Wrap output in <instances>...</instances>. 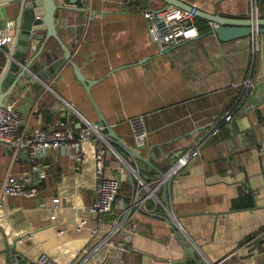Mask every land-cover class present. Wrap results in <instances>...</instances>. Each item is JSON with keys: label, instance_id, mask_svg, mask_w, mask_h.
<instances>
[{"label": "crops", "instance_id": "obj_1", "mask_svg": "<svg viewBox=\"0 0 264 264\" xmlns=\"http://www.w3.org/2000/svg\"><path fill=\"white\" fill-rule=\"evenodd\" d=\"M181 1L222 17H250V0ZM56 3L83 10L81 33L60 36L69 41L65 50L50 39L44 49L66 54L64 64L43 82L19 79L4 103L13 105L25 130L47 129L57 120L77 130L82 126L77 114L97 125L118 156L105 157L104 171L119 180L120 195L100 220L85 215L81 207L94 197L91 159L77 174L73 149L45 151L39 172L29 177L37 195L6 197L0 207V264H6L4 241L11 245L25 233L31 238L16 249L27 263L35 264L45 252L58 264H76L92 241L81 233L56 236L57 225L47 221L49 199L57 196L79 209L90 226L98 225L101 237L119 210L116 203L137 183L127 170L132 168L152 188L151 182L188 151L185 166L167 182L170 212L148 200L146 209L136 212L127 229L101 250L113 263L109 259L101 264H264V160L257 152L264 143V34L257 35L255 52L251 37L220 41L210 33L212 25L196 18L198 37L164 53L150 41L142 15L146 9L167 6L160 0ZM18 6L17 1L0 0L1 26L7 20L14 23ZM257 6L258 17L264 18V2L257 0ZM13 33L14 26L0 35V74ZM249 74L250 95L233 118L209 135ZM137 115L147 131L142 147L135 146L128 124ZM99 143L92 139L82 149L91 157ZM24 152L0 146V184L21 179L28 168ZM161 194L162 187L155 191L159 200ZM60 213L70 216L68 209ZM117 243L127 250L116 249Z\"/></svg>", "mask_w": 264, "mask_h": 264}, {"label": "built area", "instance_id": "obj_2", "mask_svg": "<svg viewBox=\"0 0 264 264\" xmlns=\"http://www.w3.org/2000/svg\"><path fill=\"white\" fill-rule=\"evenodd\" d=\"M142 15L147 23L150 41L157 44L160 51L175 46L180 42L193 40L199 35L195 23V15L180 8L165 6L160 9H146ZM250 18H258L257 0H250ZM13 26L12 20L5 21L2 26L0 25V35L12 29ZM251 38L255 42L254 50L256 52L257 35H252ZM252 88V74H249L241 84L239 93L229 108L211 126L209 135L235 116L241 103L250 95ZM77 116L82 122V126L77 130L73 129L64 120L55 121L53 126L47 129L35 128L25 130L21 128L20 118L12 104L3 103L0 106V146L13 148L14 150L22 149L26 153L28 163L27 170L21 173V179L9 178L0 184V207L6 197L23 196L29 198L36 196L38 192L37 185L35 182H30L29 177L31 174L39 172V162L45 151L71 148L74 151L75 165L73 166V171L75 173L80 174L82 172V168L88 158L91 159L93 164L92 172L94 180L91 183V187L94 197L90 203L81 207V211L85 215L95 217L96 220H100L103 216L111 213L113 207H115L114 203L118 195L120 183L116 177L105 175L104 164L106 156H118L107 143L97 125L90 123L78 114ZM128 124L135 146L142 147L147 135L143 117L140 115L133 116L128 119ZM92 139H98L100 143L95 146L92 156L88 157L82 149V144ZM257 152L260 158L264 160V143L258 145ZM190 153L191 151H188L175 159L165 173L160 175L159 179L151 182L153 184L152 188L148 187L132 168L127 170L129 174L136 177L137 183L135 187L131 185V192L127 197L123 196L118 200L116 206H118L119 210L115 214V217L110 220L107 229L104 230L105 232L101 237H98V225L90 226L85 216L78 215L79 209L66 206L64 201L57 196L51 197L47 205V221L49 225L51 223L57 225L55 235L59 237L67 232L81 233L92 241L91 247L82 253L76 264H101V260L110 261L109 259L113 263V257L109 253H102L101 250L105 246L112 244L115 235L127 229L136 212L146 209L145 203L148 200L152 199L156 206L164 208L161 200L155 196V191L161 187L163 182L167 184L172 176L185 166ZM143 186L146 187L145 193H141ZM63 209H68L70 213L69 217L61 215L60 211ZM30 238L31 235L29 233L16 238L14 240L15 249L16 244H20L24 239ZM116 249L127 250L120 243L116 244ZM100 253L102 258L98 259L97 256ZM35 264L58 263L47 253L41 252L38 254Z\"/></svg>", "mask_w": 264, "mask_h": 264}, {"label": "water", "instance_id": "obj_3", "mask_svg": "<svg viewBox=\"0 0 264 264\" xmlns=\"http://www.w3.org/2000/svg\"><path fill=\"white\" fill-rule=\"evenodd\" d=\"M19 3L17 14L14 18L13 45L7 53L5 67L0 74V106L4 99L14 88L19 79H26L29 84L42 81L45 77H52L67 59L66 54L60 56L51 49H44L52 39L58 46L65 50L64 41L60 36L65 34L72 38L81 33L83 25V10L65 7L57 4L56 0H12ZM76 0H69L74 4ZM167 6L180 8L191 12L196 18L207 21L212 25L211 34H215L220 41H230L242 37L264 34V18L233 19L217 14L203 12L181 0H160ZM73 15V16H72ZM72 21V23H70ZM169 49H164L165 53ZM30 54V55H29ZM49 71L51 74H47ZM76 78L88 86L78 71ZM6 87V91H2ZM26 157V153H23ZM136 158H140L134 154ZM161 201L167 213L170 212L167 195V184L163 182ZM14 241L9 245L4 241L2 249L6 264H29L22 255L16 251ZM187 255L192 257L190 251Z\"/></svg>", "mask_w": 264, "mask_h": 264}, {"label": "trees", "instance_id": "obj_4", "mask_svg": "<svg viewBox=\"0 0 264 264\" xmlns=\"http://www.w3.org/2000/svg\"><path fill=\"white\" fill-rule=\"evenodd\" d=\"M260 1V0H259ZM263 2H264V0H262ZM195 22H197L196 20H195ZM118 193H119V195H120V191H118ZM120 197V196H119ZM118 198V195H117V197H116V199Z\"/></svg>", "mask_w": 264, "mask_h": 264}]
</instances>
